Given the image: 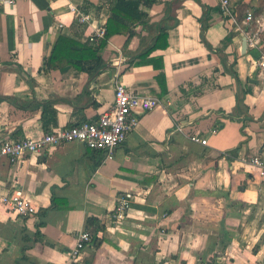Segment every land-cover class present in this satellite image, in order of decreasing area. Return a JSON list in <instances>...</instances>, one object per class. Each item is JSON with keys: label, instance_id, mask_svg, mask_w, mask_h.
Wrapping results in <instances>:
<instances>
[{"label": "crops", "instance_id": "0c3cea01", "mask_svg": "<svg viewBox=\"0 0 264 264\" xmlns=\"http://www.w3.org/2000/svg\"><path fill=\"white\" fill-rule=\"evenodd\" d=\"M109 1L0 0V142L97 119L113 107L116 81L160 99L138 114L110 158L80 141L22 161L0 158V264H264V176L242 159L264 158V67L262 50L244 48L240 10L255 8L264 24V0H231L237 21L222 14L221 0H158L145 8L149 25L179 20L168 47L152 53L163 59L160 70L129 65L125 46L139 53L157 33L142 24L129 40L110 38L101 50L107 65L93 77L73 66L51 69L60 33L88 38L106 24ZM170 1L173 19L166 18ZM71 6L91 21L81 24ZM15 188L34 214L19 216L2 203ZM127 192L131 206L117 221ZM91 217L100 226L95 234ZM82 230L92 240L74 261Z\"/></svg>", "mask_w": 264, "mask_h": 264}, {"label": "built area", "instance_id": "2783aa9c", "mask_svg": "<svg viewBox=\"0 0 264 264\" xmlns=\"http://www.w3.org/2000/svg\"><path fill=\"white\" fill-rule=\"evenodd\" d=\"M13 3L14 0H9ZM220 8L222 14L233 21H237L238 11L231 0H221ZM77 12L78 21L81 24L89 23L92 15L89 12L80 11L71 6ZM243 25L245 27V41L250 49H260L261 35L264 24L255 14L252 8H247L244 13ZM105 33V24L94 29L88 36L92 41H97ZM260 65L264 67V52L260 53ZM160 104L157 96L142 94L128 88L120 81L115 84V102L110 110L103 112L97 119L82 121L70 127L57 128L38 136H26L12 139H4L0 142V158L8 157L11 161H22L28 155L41 154L52 150L60 145L80 141L89 148L101 150L110 158L117 146L123 143L128 134L138 126L140 119L138 114L154 109ZM192 140L202 144L207 143V138L196 134L191 136ZM243 161L258 169L264 176V158L259 155L243 157ZM132 193L122 194L114 210V217L121 221L131 206ZM2 203L8 206L19 216H29L36 212V207L31 200L24 195L21 188H15L2 196ZM92 240V234L88 230H82L77 237L76 245L70 252L72 260H78L83 249Z\"/></svg>", "mask_w": 264, "mask_h": 264}, {"label": "trees", "instance_id": "16d2710c", "mask_svg": "<svg viewBox=\"0 0 264 264\" xmlns=\"http://www.w3.org/2000/svg\"><path fill=\"white\" fill-rule=\"evenodd\" d=\"M201 3V0H196ZM158 0H111L109 1L108 11L109 16L105 24V33L102 37L98 38L97 41H92L89 38L81 39L71 36L65 32L60 33L57 40L55 41L50 57L48 59V65L51 69H62L67 66H73L79 71L87 72L90 77L100 73L102 69L107 65L102 60L101 50L105 47L113 35L125 34L128 35V40L134 34V28L138 24L143 26H151L155 28L156 34L153 38L151 44L139 53L127 52V46H125L126 56L129 57V65H134V63L140 64L149 63L156 69L163 68L162 57L152 56V53L158 49H166L168 47V31L174 25L178 23V19L175 18V24L170 25L162 22L157 24H150L149 13L145 8L151 7ZM181 2V0H178ZM168 6V16L166 18H172L170 15V5L173 2H167ZM94 6L88 0H86V6ZM237 11L238 6L236 5ZM247 8L253 7H242L241 11ZM245 13V12H244ZM256 14V13H255ZM239 15V12H238ZM78 20V19H77ZM243 20V19H242ZM205 28V27H204ZM261 50L264 52V31L261 35ZM136 64V65H138ZM234 76L238 79L237 74L233 72ZM157 80L162 87V92L166 91V78L164 72H160L157 75ZM240 83V81H239ZM44 107H48L50 111L54 110V104L51 101L43 102ZM244 106V96H238V109L241 112V108ZM249 114L244 116V119H249ZM243 129V127H242ZM49 132V131H47ZM43 222L40 223V226ZM88 228L92 229V233L95 234L100 226L96 218L88 219ZM39 232V229H38ZM95 236V235H94ZM95 238V237H94Z\"/></svg>", "mask_w": 264, "mask_h": 264}, {"label": "rangeland", "instance_id": "374dc122", "mask_svg": "<svg viewBox=\"0 0 264 264\" xmlns=\"http://www.w3.org/2000/svg\"><path fill=\"white\" fill-rule=\"evenodd\" d=\"M255 13H256V15L259 17L260 16V13L259 12H257L256 10H255Z\"/></svg>", "mask_w": 264, "mask_h": 264}, {"label": "water", "instance_id": "95a60500", "mask_svg": "<svg viewBox=\"0 0 264 264\" xmlns=\"http://www.w3.org/2000/svg\"><path fill=\"white\" fill-rule=\"evenodd\" d=\"M244 48H245V49L247 48V43H246V41L244 42Z\"/></svg>", "mask_w": 264, "mask_h": 264}]
</instances>
